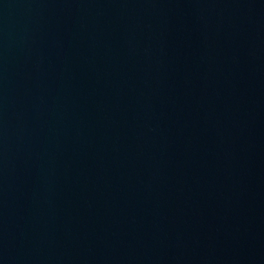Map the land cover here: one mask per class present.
<instances>
[{
    "label": "water",
    "instance_id": "1",
    "mask_svg": "<svg viewBox=\"0 0 264 264\" xmlns=\"http://www.w3.org/2000/svg\"><path fill=\"white\" fill-rule=\"evenodd\" d=\"M0 264H264V0H0Z\"/></svg>",
    "mask_w": 264,
    "mask_h": 264
}]
</instances>
